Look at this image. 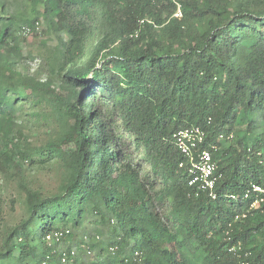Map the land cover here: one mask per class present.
Returning <instances> with one entry per match:
<instances>
[{
  "label": "trees",
  "instance_id": "trees-1",
  "mask_svg": "<svg viewBox=\"0 0 264 264\" xmlns=\"http://www.w3.org/2000/svg\"><path fill=\"white\" fill-rule=\"evenodd\" d=\"M193 127L216 199L177 148ZM252 183L264 186V0H0V264H264V209L241 198ZM89 217L113 236L85 233L76 248L98 256L79 263L59 247Z\"/></svg>",
  "mask_w": 264,
  "mask_h": 264
},
{
  "label": "built area",
  "instance_id": "built-area-1",
  "mask_svg": "<svg viewBox=\"0 0 264 264\" xmlns=\"http://www.w3.org/2000/svg\"><path fill=\"white\" fill-rule=\"evenodd\" d=\"M175 17H182L180 7L175 13ZM175 138L178 150L191 165L189 170L192 176L190 185L197 186L199 190L208 192L212 199H216L215 189L218 181V177L216 176L217 165L214 162L211 150H199V147L206 141L205 132L199 127H193L180 131ZM221 139L223 138L221 137ZM212 150H215V146H212ZM239 198L236 195L230 196V199L233 201ZM241 198L251 201V209H264V186L258 183H252L250 189ZM65 233L68 234V231ZM63 237V232H58L48 236L47 241L50 244L61 243ZM75 254L76 251L73 250L71 257L75 256ZM69 258L70 256L67 253H63L61 263L68 264Z\"/></svg>",
  "mask_w": 264,
  "mask_h": 264
},
{
  "label": "rangeland",
  "instance_id": "rangeland-1",
  "mask_svg": "<svg viewBox=\"0 0 264 264\" xmlns=\"http://www.w3.org/2000/svg\"><path fill=\"white\" fill-rule=\"evenodd\" d=\"M11 1V5L14 7V9H22L23 5L25 4V0H10ZM42 40H44V36L43 35H34V36H30L28 38H26L25 40H23L22 44H21V48L23 51V56L26 58V62L28 64V66L33 67V62L31 61V59L36 56L37 54V50L39 49V47L41 46ZM35 58V57H34ZM114 223V222H113ZM100 232V236L103 238L104 241L108 242L111 237L113 236L112 232H113V228L110 227L108 224L103 223L99 220V218L97 217H89L86 219L85 223L83 224V227L80 230H76L75 231V237L73 239V241L71 243L66 242L65 244L62 243L60 245V250L63 248V245L65 246H70V247H74L77 250V253L79 255H81V257L78 259L79 263H87L90 261V259L92 258H97L98 253H96V255H85L82 253L83 250L82 249H78L76 247L81 246L82 248L83 246V241L84 243L87 242L86 239L83 240V237L85 236V233H96V232Z\"/></svg>",
  "mask_w": 264,
  "mask_h": 264
}]
</instances>
